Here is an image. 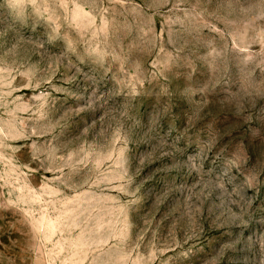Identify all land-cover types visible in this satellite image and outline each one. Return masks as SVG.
<instances>
[{
    "label": "rangeland",
    "instance_id": "rangeland-1",
    "mask_svg": "<svg viewBox=\"0 0 264 264\" xmlns=\"http://www.w3.org/2000/svg\"><path fill=\"white\" fill-rule=\"evenodd\" d=\"M0 264H264V0H0Z\"/></svg>",
    "mask_w": 264,
    "mask_h": 264
}]
</instances>
